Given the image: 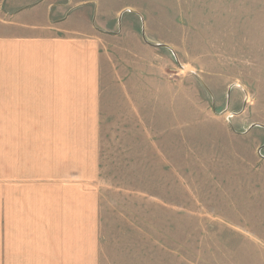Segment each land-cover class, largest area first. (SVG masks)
<instances>
[{
  "label": "rangeland",
  "instance_id": "374dc122",
  "mask_svg": "<svg viewBox=\"0 0 264 264\" xmlns=\"http://www.w3.org/2000/svg\"><path fill=\"white\" fill-rule=\"evenodd\" d=\"M88 1L87 24L121 29L135 12L139 36L158 46L142 51L146 68L136 67L138 56L120 51L134 40L126 31L115 40V72L103 77L119 95L118 112L106 115L114 127L104 135V173L88 181L52 173L66 157L53 145L57 131L12 129L19 115L0 113V264H47L11 256L25 237L41 251L48 234L63 253L75 249L86 211L51 208L60 190L67 196L81 184L99 187L100 264L127 263L135 249L157 256L142 264H264V0ZM139 70L161 83L160 97L148 84L140 99L145 124L122 97L123 81ZM126 118L141 145L131 144Z\"/></svg>",
  "mask_w": 264,
  "mask_h": 264
},
{
  "label": "crops",
  "instance_id": "0c3cea01",
  "mask_svg": "<svg viewBox=\"0 0 264 264\" xmlns=\"http://www.w3.org/2000/svg\"><path fill=\"white\" fill-rule=\"evenodd\" d=\"M90 4L91 1L86 0H0V113L19 115V123L12 125V129L57 131V141L53 145L56 144L58 153L66 157L58 160V166L52 173H82L72 176L81 181L95 178V173H104V169L99 168L102 145L109 143L104 142V135L106 129L114 127L106 115L116 113L114 99L119 95L115 89L114 92L106 90L103 74L106 69L108 77L114 75L115 40L121 38L123 31H126L124 37L134 40V48L123 46L125 51L119 50L122 57L129 53L138 56L136 67L146 68L147 58L141 54L142 51L150 45L158 46L139 36L143 30L139 25L141 19L135 12L127 11L128 19L121 29L102 19L95 25L87 24L91 12L86 6L90 7ZM79 9L87 11L79 13ZM33 19L38 22L34 24ZM52 23L58 27L59 33L50 32ZM135 74L123 81L124 94L122 89L120 92L123 98L133 102L139 122L145 124L140 112V99L146 103L148 84L154 92L150 96L160 97L161 83L157 87L156 75L154 79H147L144 71L141 73L139 70ZM125 121L129 135L134 134L135 142L131 144L141 145L138 139L135 140L138 125L128 118ZM50 144L42 142V145ZM127 156L125 161L130 165V154ZM73 160L82 168H73ZM121 171L127 173L128 169ZM49 188H52V183ZM59 192L63 193V190ZM70 192H65L67 196L59 193V201L54 202L51 209L67 210L69 206L86 211L82 213L84 221L79 233L85 237L78 236L70 241L75 249H65L63 253L48 234L43 251L25 237L24 241H18L17 247H11L12 252H17L11 256L21 260L45 257L47 264H68L67 257L74 258L70 261L72 264H100L97 235L99 187L81 184ZM63 255L66 260L60 261ZM56 257H59L58 263ZM126 257L130 260L123 264H142V260L148 258L150 263L157 262V256H147L144 249L131 250Z\"/></svg>",
  "mask_w": 264,
  "mask_h": 264
},
{
  "label": "water",
  "instance_id": "95a60500",
  "mask_svg": "<svg viewBox=\"0 0 264 264\" xmlns=\"http://www.w3.org/2000/svg\"><path fill=\"white\" fill-rule=\"evenodd\" d=\"M256 126H261V125H259V124H255V125H253L252 127H250V129H252V128H254V127H256ZM261 150H259V152H260Z\"/></svg>",
  "mask_w": 264,
  "mask_h": 264
}]
</instances>
